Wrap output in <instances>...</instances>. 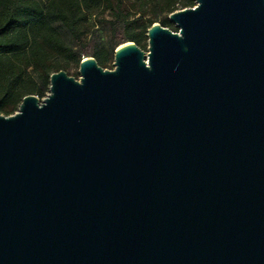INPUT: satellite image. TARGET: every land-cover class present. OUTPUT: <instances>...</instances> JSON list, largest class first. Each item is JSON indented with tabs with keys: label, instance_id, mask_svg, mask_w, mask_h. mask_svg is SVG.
Listing matches in <instances>:
<instances>
[{
	"label": "water",
	"instance_id": "obj_1",
	"mask_svg": "<svg viewBox=\"0 0 264 264\" xmlns=\"http://www.w3.org/2000/svg\"><path fill=\"white\" fill-rule=\"evenodd\" d=\"M195 1L0 114V264H264V0Z\"/></svg>",
	"mask_w": 264,
	"mask_h": 264
},
{
	"label": "trees",
	"instance_id": "obj_2",
	"mask_svg": "<svg viewBox=\"0 0 264 264\" xmlns=\"http://www.w3.org/2000/svg\"><path fill=\"white\" fill-rule=\"evenodd\" d=\"M195 5V0H0V114L18 111L26 94L45 96L52 73H68L85 56L105 68L127 41L146 50L153 23L179 31L169 16Z\"/></svg>",
	"mask_w": 264,
	"mask_h": 264
},
{
	"label": "rangeland",
	"instance_id": "obj_3",
	"mask_svg": "<svg viewBox=\"0 0 264 264\" xmlns=\"http://www.w3.org/2000/svg\"><path fill=\"white\" fill-rule=\"evenodd\" d=\"M175 25V24H174ZM176 26V25H175ZM104 39H106V36H105V38ZM148 46H149V44H148ZM146 50H148V47H147V49ZM114 61H115V57L114 56H110L109 58H108V60H107V67H105V68H107V69H114V66H115V64H114ZM68 73H71L72 75L74 74V75H76L77 76V78L79 79L80 78V76H81V74L79 73V67H72V68H70V70L68 71ZM48 93H50V91H48L47 92V94ZM47 94L45 95V96H39V98L40 99H42V98H44V97H46L47 96Z\"/></svg>",
	"mask_w": 264,
	"mask_h": 264
}]
</instances>
